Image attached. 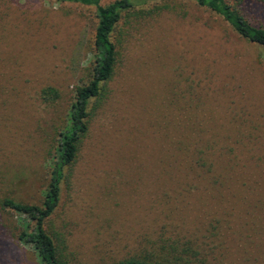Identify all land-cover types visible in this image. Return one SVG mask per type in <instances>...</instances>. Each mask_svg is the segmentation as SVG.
Masks as SVG:
<instances>
[{
  "label": "rangeland",
  "instance_id": "1",
  "mask_svg": "<svg viewBox=\"0 0 264 264\" xmlns=\"http://www.w3.org/2000/svg\"><path fill=\"white\" fill-rule=\"evenodd\" d=\"M227 1L264 27V4ZM97 23L87 5L0 0V264H39L19 241L25 217L3 201L42 204L76 90L91 79ZM113 40L116 72L47 225L65 262L119 264L190 243L206 264H239L240 219L227 214L233 193L239 214L264 200V47L193 0L138 5ZM197 155L246 184L229 181L216 203L204 172L179 162Z\"/></svg>",
  "mask_w": 264,
  "mask_h": 264
},
{
  "label": "trees",
  "instance_id": "2",
  "mask_svg": "<svg viewBox=\"0 0 264 264\" xmlns=\"http://www.w3.org/2000/svg\"><path fill=\"white\" fill-rule=\"evenodd\" d=\"M60 1L87 5L96 10L98 23L94 37L95 60L91 79L76 90L75 102L68 115L67 125L60 134L55 154L51 160V169H53L51 180L45 191L42 204H25L11 198H5L3 201L5 208L25 217V230L20 234L19 241L34 250L39 264H67L60 252V246L55 235L48 231L47 225L60 206L62 184L67 178V172L72 170L78 159L81 146L90 132L93 105L105 95L107 85L116 72L119 55L113 40L116 28L125 15L136 6L159 0H116L109 4H103L102 0ZM193 1L198 7L210 9L223 17L242 38L264 47V27L250 23L243 15L240 7L237 8L229 4L227 0ZM257 1L264 4V0ZM47 91H52V88L47 89ZM179 162L182 165L185 162L189 163L191 170L195 173L194 177H198L196 174L199 171L204 172V180L211 189L212 199L216 200V203H221L222 198H224L222 191L228 187L229 181L235 180L239 182V185L246 184V176L236 175L232 179L231 175L233 174L218 172L214 169L213 160L208 162L207 158L203 156L180 158ZM204 176L200 175L199 179L202 180ZM261 179L256 182L261 181ZM245 187L248 186L243 185L240 189ZM254 195H241L239 198L241 202H245ZM252 202L254 203L247 206L242 214H239L236 194L233 193L229 197L231 210L227 217L230 219L237 215L240 219V226L235 236L239 245V264H264V216L262 217L259 212L264 207V200L255 201L253 199ZM204 250L212 254L213 249L204 248ZM119 264H206V256L199 247L190 243H185L182 246L175 243L171 246L170 251H146L125 259Z\"/></svg>",
  "mask_w": 264,
  "mask_h": 264
}]
</instances>
